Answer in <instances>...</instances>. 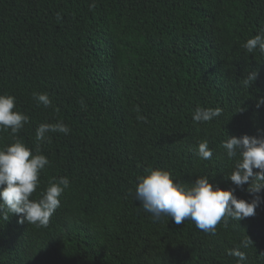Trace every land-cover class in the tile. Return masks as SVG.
<instances>
[{
    "label": "trees",
    "instance_id": "16d2710c",
    "mask_svg": "<svg viewBox=\"0 0 264 264\" xmlns=\"http://www.w3.org/2000/svg\"><path fill=\"white\" fill-rule=\"evenodd\" d=\"M261 30L264 0H0V95L29 117L16 137L50 162L31 198L53 178L70 181L47 227L0 219V264H237L227 255L237 248L244 264H264V190L253 216L214 235L191 220L154 221L130 194L159 168L252 202L247 184L228 179L238 157L222 143L264 136V54L244 47ZM247 70L258 72L250 88ZM196 108L223 111L195 123ZM42 123L71 131L38 142ZM14 139L0 132V148ZM203 140L209 160L196 156Z\"/></svg>",
    "mask_w": 264,
    "mask_h": 264
},
{
    "label": "clouds",
    "instance_id": "9594fccd",
    "mask_svg": "<svg viewBox=\"0 0 264 264\" xmlns=\"http://www.w3.org/2000/svg\"><path fill=\"white\" fill-rule=\"evenodd\" d=\"M245 49L252 53L264 54V30L248 39ZM258 77L256 70H247L242 83L251 87ZM35 99L45 107L51 106L46 93L34 94ZM264 105V97L257 100V107ZM16 109L15 97L0 95V132L10 131L14 142L0 148V219L4 222L11 214L21 217L20 223L27 222L37 227H47L50 218L60 207V196L70 187L68 177L53 178L38 200L32 199L40 185V174L49 166L48 158L28 148L16 134L29 123V117ZM139 111V109H137ZM221 108H196L192 120L195 123H208L222 114ZM144 120V117H140ZM71 129L63 123H42L36 129V140L46 142L48 133H64ZM222 147L228 158H237L228 179L236 187L248 185L247 191L254 194L252 202L237 199L232 190H221L209 183L206 176L198 177L194 183L176 181L172 174L159 168H147L145 174L137 177L134 193H130L144 211L151 214L154 221L162 217L171 218L179 225L185 220L194 222L196 228L205 233L215 234L216 226L228 219L240 221L255 214L259 205L261 190H264V136L227 138ZM196 156L209 160L213 156L207 140L198 143ZM253 169L259 171L254 174ZM246 237L243 247L251 245ZM227 255L237 258V264H244L246 255L237 249H230Z\"/></svg>",
    "mask_w": 264,
    "mask_h": 264
}]
</instances>
